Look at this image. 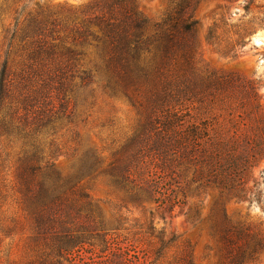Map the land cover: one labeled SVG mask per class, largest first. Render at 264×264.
Here are the masks:
<instances>
[{
    "label": "trees",
    "instance_id": "1",
    "mask_svg": "<svg viewBox=\"0 0 264 264\" xmlns=\"http://www.w3.org/2000/svg\"><path fill=\"white\" fill-rule=\"evenodd\" d=\"M29 2L0 0V24L11 15L1 31L0 242L24 230L21 215L35 251L27 264H76L81 252L97 249L100 264H133L136 247L110 237L83 187L104 177L127 203L154 205L161 219L190 202L197 214L202 198L216 194L207 223L222 264L255 262L264 251L261 224L231 223L222 202L259 200L253 169L264 156L261 96L252 83L202 66L197 2L176 0L157 21L134 4H57L32 13ZM240 31L237 45L249 35ZM205 41L233 51L215 27ZM97 93L124 98L139 116L138 129L109 160L80 150L74 129L64 143L55 137L85 122ZM15 141L12 161L7 151ZM59 156L75 158L67 175L54 168ZM6 201L18 216L6 214ZM155 238L150 264L175 241L162 232ZM179 259L194 264L186 253Z\"/></svg>",
    "mask_w": 264,
    "mask_h": 264
},
{
    "label": "rangeland",
    "instance_id": "2",
    "mask_svg": "<svg viewBox=\"0 0 264 264\" xmlns=\"http://www.w3.org/2000/svg\"><path fill=\"white\" fill-rule=\"evenodd\" d=\"M176 0H30L27 9L35 13L55 5L87 6L88 4H134L141 14L152 21L159 20ZM198 4L194 17L198 20V37L200 42V60L209 72L219 76H231L240 81L250 82L256 86L261 96L260 104L264 112V0H183ZM9 13L2 17L0 24V59L3 57L2 28L11 21ZM215 27L220 34L221 44L232 47L233 51L221 53L205 41L209 28ZM248 29L249 35L243 44L237 45L240 30ZM16 61L17 58H11ZM84 123L64 127L55 137L57 142L70 140L71 130L80 136V150L85 147L94 149L104 160H109L120 146L138 129L137 111L122 97H108L97 93L94 106L87 108ZM4 144V143H3ZM5 145V144H4ZM67 145H71L70 143ZM20 149L17 141L10 145V160L14 161ZM75 158L59 156L54 168L62 175L71 171ZM258 183L256 193L258 202L223 201L222 208L233 224L249 225L256 228L261 224L264 232V156L253 169ZM11 179V178H10ZM249 183V186H252ZM84 189L98 207L105 228L121 246L133 244L136 253L131 252L133 264H150L153 259L152 249L156 247L158 232L165 238L174 237L171 246L165 248L155 264H178L179 258L188 254L194 264H222L216 239L211 236L207 219L215 211L218 197L207 193L198 203V213L191 209V202L183 213L176 211L165 215L163 219L155 212L154 205L133 206L126 202L123 193L115 190L104 177H97L84 183ZM9 216H18V210L11 201L3 207ZM152 213V215H151ZM24 230L0 242V264H27L35 258L33 244L29 239L31 230L28 222ZM96 254L81 252L82 262L76 264H93L105 260ZM108 252H105L107 255ZM177 262V263H176ZM249 264H264V251L257 260Z\"/></svg>",
    "mask_w": 264,
    "mask_h": 264
}]
</instances>
